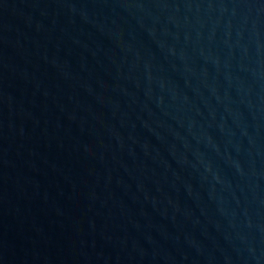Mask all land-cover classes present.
I'll list each match as a JSON object with an SVG mask.
<instances>
[{"label":"water","instance_id":"water-1","mask_svg":"<svg viewBox=\"0 0 264 264\" xmlns=\"http://www.w3.org/2000/svg\"><path fill=\"white\" fill-rule=\"evenodd\" d=\"M0 264H264V0H0Z\"/></svg>","mask_w":264,"mask_h":264}]
</instances>
